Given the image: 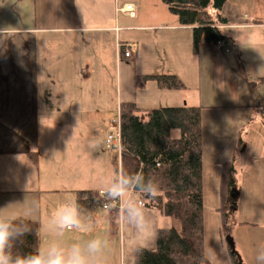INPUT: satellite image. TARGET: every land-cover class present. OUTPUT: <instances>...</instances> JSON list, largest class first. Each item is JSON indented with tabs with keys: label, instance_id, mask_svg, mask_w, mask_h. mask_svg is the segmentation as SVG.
Returning <instances> with one entry per match:
<instances>
[{
	"label": "crops",
	"instance_id": "crops-1",
	"mask_svg": "<svg viewBox=\"0 0 264 264\" xmlns=\"http://www.w3.org/2000/svg\"><path fill=\"white\" fill-rule=\"evenodd\" d=\"M41 1L0 0V15L16 9L14 26H0V214L37 222L43 247L50 238L44 225L52 212L71 200L73 191L103 187L92 188L103 176L102 165L86 157L87 138L95 134L91 129L100 130L91 138L95 152H114L117 167L122 164L120 143L106 146L103 109L116 114L112 123L123 103L140 110L200 108L205 258L210 264L211 238L223 250L221 238L229 235L234 218L238 224L227 238L234 240L236 255L243 264H264L257 259L264 252V0H227L220 13L228 21L221 26L223 33L232 30L229 42L221 48L202 44L197 52L193 28L180 26L158 0ZM125 5H133L134 16L123 12ZM207 12L213 14L210 8ZM40 34L51 38L43 43L50 56L40 54ZM74 50L80 54L74 56ZM51 61L69 65L79 84L74 89L81 92L78 104L65 106L59 96L53 100ZM154 75L175 76L184 89L160 90L153 81L137 85L140 78ZM87 97L93 102L87 104ZM123 160V172H130L133 160ZM225 164L234 167L236 198L224 230L219 210ZM86 168L94 180L84 174ZM147 210L154 238L128 231L122 211L120 217L102 211L91 217L99 232L107 230L109 264H135L139 249H154L159 229L176 228L171 218ZM79 234L69 232L64 240L81 242Z\"/></svg>",
	"mask_w": 264,
	"mask_h": 264
},
{
	"label": "trees",
	"instance_id": "trees-1",
	"mask_svg": "<svg viewBox=\"0 0 264 264\" xmlns=\"http://www.w3.org/2000/svg\"><path fill=\"white\" fill-rule=\"evenodd\" d=\"M161 1L178 18L180 26L193 28L195 52L202 44L217 47L219 41L229 42L221 29L228 21L220 13L227 0ZM209 8L213 14L207 12ZM147 81H153L160 90L184 89L182 82L172 75L140 78L137 85ZM118 133L120 156L134 162L130 172L141 171L159 184L160 191L155 198L143 199L147 208L175 218L180 224V230L159 229L155 248L139 249L135 264H208L203 245L201 109L183 106L140 110L132 103H123L119 107ZM222 171L219 211L225 230L235 208L231 197L235 187L234 167L225 164ZM73 195L86 209V216L93 217L101 211L105 214L106 200L101 191L77 190ZM134 198L142 199L143 194L135 193ZM22 221L28 223L32 231L17 242L14 252H35L39 247V225L35 221ZM227 247L231 264H243L230 246Z\"/></svg>",
	"mask_w": 264,
	"mask_h": 264
},
{
	"label": "clouds",
	"instance_id": "clouds-1",
	"mask_svg": "<svg viewBox=\"0 0 264 264\" xmlns=\"http://www.w3.org/2000/svg\"><path fill=\"white\" fill-rule=\"evenodd\" d=\"M105 184L101 192L106 205L115 203L116 208H108L106 215L113 211L120 217L121 205L124 227L142 237L154 238L151 219L143 199L155 198L160 191L156 179L145 176L141 171L121 172ZM135 193H142V199H135ZM78 202L75 196L58 206L47 219L44 230L49 239L35 252L17 254L14 247L18 241L31 233L30 225L19 220L15 214H0V264H109L107 251L110 241L106 237L93 236L83 242L66 243L64 237L69 232L94 231L95 222ZM257 259H264V252Z\"/></svg>",
	"mask_w": 264,
	"mask_h": 264
},
{
	"label": "rangeland",
	"instance_id": "rangeland-1",
	"mask_svg": "<svg viewBox=\"0 0 264 264\" xmlns=\"http://www.w3.org/2000/svg\"><path fill=\"white\" fill-rule=\"evenodd\" d=\"M128 1H132L135 3V0H128ZM141 2V4H143V1L144 0H138ZM40 3H42V1L40 0ZM158 3H160V5H163L161 0L159 2L158 0ZM256 3V2H254ZM13 4V3H12ZM140 4V5H141ZM122 3H120V7H121ZM251 5H252V2H251ZM123 6V5H122ZM254 6V5H253ZM259 5H255V7H258ZM162 7H165V6H162ZM137 11L136 13L138 12V7H136ZM141 9V7H140ZM165 9V8H163ZM9 10V9H8ZM15 12H16V9L15 8H12L8 13L4 14V15H0V26H4V27H7L5 25H3V22H6L7 24H11L12 26H14L15 24ZM43 19V16H40V20ZM8 28V27H7ZM232 30H226L224 31V34L225 36H229L228 33L231 32ZM47 39H50L48 36L46 35H43V34H40L39 35V42H40V54L43 55V56H50L51 55V52L49 50V52H44L43 51V43L47 40ZM80 54L79 51L77 50H74L73 52V55L74 56H78ZM48 63H52L53 64V67L55 69V72H56V75L54 76V79L51 83V86H49L50 90L54 93V97H53V100L56 99V97H60L61 101H62V104L67 106V105H73V104H78L79 101H80V94L81 92H76L74 88L78 89L79 88V84L78 82H74L73 78H72V75H71V71H70V67L69 65H60L58 63H54V62H48ZM64 68L65 69V72H63L61 69ZM87 88H89V85L86 86ZM121 88V86H120ZM68 89V90H66ZM93 100L91 99V97H87V104H90L92 103ZM65 113H62L60 114L59 116H63ZM112 112H111V109L108 108V109H103V114H102V122H103V132H104V135L106 134V132L108 131L107 135L109 134H112V133H116L117 130H118V120L117 121H113L112 123H110L112 120H114L116 118V114L114 115H111ZM97 116H98V113H97ZM141 118L143 120H146L144 116H142L141 114ZM117 123V124H116ZM110 125V126H109ZM96 126H99V124H97ZM106 127H108V130L106 129ZM98 129V127H97ZM90 131H94L95 134L94 135H90L88 136L87 138V146H86V150H87V159H90L91 157L94 159V164L97 166L98 163L102 165V170H101V177H102V180L100 182L96 181L94 183V187L92 188H96V189H100V186H104L105 184H107L111 179H114L116 178V176H114V173H116L117 175L121 172H123L125 170V160H123L122 158V164H120V167H117V165L115 164L116 163V159H115V153L114 152H109L108 154H104L103 155H100L99 152H95V148H94V142L93 145L91 146L90 143H91V138H96L100 132V130H97L96 131V127L91 129ZM95 141V139L93 140ZM106 146L109 145L111 146V143L110 144H107V140H106ZM113 147V146H112ZM119 166V165H118ZM124 167V169H123ZM89 169L86 168L85 171H84V174L89 176L91 178V180H94L95 178V175L94 173H91L89 174ZM94 190V189H93ZM9 196L6 197V199H8ZM56 199L58 200H61V201H67L68 199L66 198H63V197H58V196H55ZM108 208H113L115 209L116 207H108ZM108 208L105 210V215L107 213V210ZM123 209V205H121V211ZM3 213H4V210H3ZM118 214V212L116 211H113L110 215H106L107 217H112L113 215H116ZM169 218V217H168ZM174 222V227H176L175 229L177 230H180V227L177 228V226L175 225L177 222L175 221H178L177 219L175 218H171ZM237 219H232L231 221V225L229 226L230 230L228 229V234L229 235H226L225 237L221 238L222 240V245H223V250L221 248V246L218 245V243L215 242V240H213L211 238V241L209 242V248L207 250V257L210 259V264H229V262H227L228 260V255H229V251L227 250V245L228 242H227V237H232L231 234H233V231L231 230V228L237 226L238 224V221L236 222ZM97 223V222H96ZM179 223V222H178ZM180 225V224H179ZM81 234H79V239L81 242L83 241H86L88 239H91L93 236H95L94 234L92 233H101L100 237H106V234H107V230L103 232H99L98 228H94V231H92L91 233H87V232H80ZM38 235H39V247H40V241L42 239V235H41V230L38 231ZM41 237V238H40ZM108 239V238H107ZM110 241V239H108ZM234 240H232V244H233V247H234V243L233 242ZM155 248V247H154ZM235 250V248H234ZM235 252H238L235 250ZM223 257H224V260H223ZM241 258V257H240ZM242 260V259H241ZM242 262V261H241Z\"/></svg>",
	"mask_w": 264,
	"mask_h": 264
},
{
	"label": "built area",
	"instance_id": "built-area-1",
	"mask_svg": "<svg viewBox=\"0 0 264 264\" xmlns=\"http://www.w3.org/2000/svg\"><path fill=\"white\" fill-rule=\"evenodd\" d=\"M122 9H123V12L127 13L129 16H134L135 15V11H134L133 5H125ZM222 46H223V42L219 41L217 43V47H222ZM129 54H130V47L128 48L127 51L124 52V56L125 57H129ZM113 142L120 143V136H119L118 130H117L116 133L109 134L108 137H107V144H110V143L112 144ZM143 204L145 205L144 202H143ZM108 207H116V204H108V205L105 206L106 209Z\"/></svg>",
	"mask_w": 264,
	"mask_h": 264
},
{
	"label": "water",
	"instance_id": "water-1",
	"mask_svg": "<svg viewBox=\"0 0 264 264\" xmlns=\"http://www.w3.org/2000/svg\"><path fill=\"white\" fill-rule=\"evenodd\" d=\"M236 191H235V189H232V191H231V195H232V198L233 199H235L236 198ZM227 242H228V244H229V246H230V248H231V251L233 252V253H235V250H234V247H233V244H232V240L230 239V238H227ZM236 254V253H235ZM238 257V259H239V261H240V263H241V258L239 257V256H237Z\"/></svg>",
	"mask_w": 264,
	"mask_h": 264
}]
</instances>
